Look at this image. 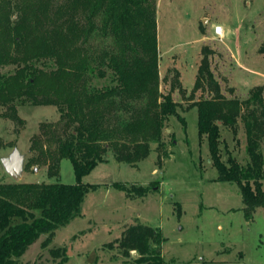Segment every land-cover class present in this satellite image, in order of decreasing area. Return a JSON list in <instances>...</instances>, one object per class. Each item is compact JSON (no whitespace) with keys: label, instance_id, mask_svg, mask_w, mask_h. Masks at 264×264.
Masks as SVG:
<instances>
[{"label":"trees","instance_id":"16d2710c","mask_svg":"<svg viewBox=\"0 0 264 264\" xmlns=\"http://www.w3.org/2000/svg\"><path fill=\"white\" fill-rule=\"evenodd\" d=\"M96 38L102 40L98 51L92 45ZM212 53L201 48L190 91V97L198 91L205 95L191 104L197 109V134L207 142L216 180L237 185L244 216L250 218L256 208L264 213L262 88H251L245 101L254 106L244 116L246 165L230 155L223 162L219 125L235 135L240 107L221 94L210 66ZM258 53L264 54V42ZM7 65L15 68L0 72L1 106L13 116L15 105L25 104L55 106L59 113L45 134L53 150L34 144L24 168L47 163L49 176H55L60 160L67 159L75 179L74 184L0 183V264H19L40 235L53 238L79 214L86 194L98 188L82 178L106 163L109 151L116 162L135 165L155 143L161 164L163 131L169 118L178 116L171 91L181 87L176 81L168 93L159 90L154 0H0V69ZM106 72L112 77L107 85L90 82L94 74L103 78ZM112 186L128 196L148 191ZM160 241L152 227L132 224L114 243L125 259L132 251L137 254L126 264H163L155 247Z\"/></svg>","mask_w":264,"mask_h":264},{"label":"rangeland","instance_id":"374dc122","mask_svg":"<svg viewBox=\"0 0 264 264\" xmlns=\"http://www.w3.org/2000/svg\"><path fill=\"white\" fill-rule=\"evenodd\" d=\"M154 7L159 90L168 93L176 81L181 87L171 91L179 107L162 134L166 155L158 165L156 144L151 143L147 158L129 165L116 162L109 151L106 163L82 178L98 188L86 194L79 214L53 238L40 235L17 259L19 264H126L137 254L123 258L114 240L132 224L147 225L160 235L155 247L163 264H264L263 210L256 208L246 218L237 185L216 180L207 142L197 134V109L191 106L205 95L198 91L190 97L201 48L207 47L221 94L240 107L235 135L219 125L221 159L230 155L245 166L244 116L254 108L245 102L249 90L260 86L264 101V54L258 53L264 42V0H154ZM216 27L221 33L214 32ZM101 43L92 41L94 49ZM14 68L7 65L0 72ZM111 78L109 72L103 78L94 74L90 82L101 87ZM58 119L55 106L15 105L13 116L0 105V161L19 151L24 158L19 183H75L67 159L60 160L55 176H49L47 163L24 168L34 144L53 150L45 134ZM259 150L264 160V139ZM12 182L0 163V183ZM113 183L148 191L143 197L128 196Z\"/></svg>","mask_w":264,"mask_h":264},{"label":"water","instance_id":"95a60500","mask_svg":"<svg viewBox=\"0 0 264 264\" xmlns=\"http://www.w3.org/2000/svg\"><path fill=\"white\" fill-rule=\"evenodd\" d=\"M23 160L24 158L19 151L14 149L8 157H4L0 161L3 170L14 182H18L21 177Z\"/></svg>","mask_w":264,"mask_h":264},{"label":"built area","instance_id":"2783aa9c","mask_svg":"<svg viewBox=\"0 0 264 264\" xmlns=\"http://www.w3.org/2000/svg\"><path fill=\"white\" fill-rule=\"evenodd\" d=\"M219 30H221L219 27H216L215 29H214V32L216 33V34H219L220 33V31Z\"/></svg>","mask_w":264,"mask_h":264},{"label":"bare ground","instance_id":"6f19581e","mask_svg":"<svg viewBox=\"0 0 264 264\" xmlns=\"http://www.w3.org/2000/svg\"><path fill=\"white\" fill-rule=\"evenodd\" d=\"M220 31V33H221V30H219Z\"/></svg>","mask_w":264,"mask_h":264}]
</instances>
